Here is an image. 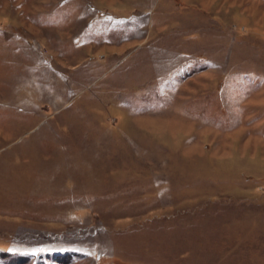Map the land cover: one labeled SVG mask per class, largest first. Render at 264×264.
<instances>
[{"label":"rangeland","instance_id":"obj_1","mask_svg":"<svg viewBox=\"0 0 264 264\" xmlns=\"http://www.w3.org/2000/svg\"><path fill=\"white\" fill-rule=\"evenodd\" d=\"M0 264H264V0H0Z\"/></svg>","mask_w":264,"mask_h":264},{"label":"snow or ice","instance_id":"obj_2","mask_svg":"<svg viewBox=\"0 0 264 264\" xmlns=\"http://www.w3.org/2000/svg\"><path fill=\"white\" fill-rule=\"evenodd\" d=\"M10 251H16L15 249H12V250H10ZM37 251H45V249H39V250H37Z\"/></svg>","mask_w":264,"mask_h":264}]
</instances>
